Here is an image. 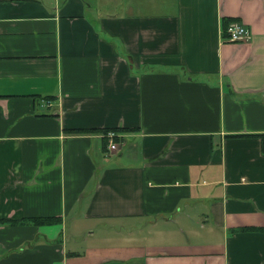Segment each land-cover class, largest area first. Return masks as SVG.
<instances>
[{
    "label": "crops",
    "instance_id": "crops-1",
    "mask_svg": "<svg viewBox=\"0 0 264 264\" xmlns=\"http://www.w3.org/2000/svg\"><path fill=\"white\" fill-rule=\"evenodd\" d=\"M0 264H264V0H0Z\"/></svg>",
    "mask_w": 264,
    "mask_h": 264
},
{
    "label": "built area",
    "instance_id": "built-area-1",
    "mask_svg": "<svg viewBox=\"0 0 264 264\" xmlns=\"http://www.w3.org/2000/svg\"><path fill=\"white\" fill-rule=\"evenodd\" d=\"M226 41L230 43H243L251 39L250 30L239 20L231 21L226 28ZM109 144V150L115 151L118 149L119 134L114 131H109L104 135Z\"/></svg>",
    "mask_w": 264,
    "mask_h": 264
},
{
    "label": "rangeland",
    "instance_id": "rangeland-1",
    "mask_svg": "<svg viewBox=\"0 0 264 264\" xmlns=\"http://www.w3.org/2000/svg\"><path fill=\"white\" fill-rule=\"evenodd\" d=\"M97 233L95 235H93L94 237L91 239H88L87 237L83 236L80 238L77 237H71L70 239L68 238V243L70 245H75L77 248H83L84 246H86L87 244H99L101 242V240L99 239V236L101 235V233H104L103 228H98ZM89 237H92L90 235H88ZM89 242V243H88Z\"/></svg>",
    "mask_w": 264,
    "mask_h": 264
},
{
    "label": "trees",
    "instance_id": "trees-1",
    "mask_svg": "<svg viewBox=\"0 0 264 264\" xmlns=\"http://www.w3.org/2000/svg\"><path fill=\"white\" fill-rule=\"evenodd\" d=\"M235 20V19H234ZM234 20H225L224 19V27L226 28L227 25L231 22V21H234ZM94 131H97V130H94ZM117 131V130H116ZM78 132H81V131H78ZM107 132H109V130H105V131H102L100 133H103V134H106ZM60 220L57 219V218H54V217H47V218H39L37 220H34V223H36L37 225H53V224H56L58 223ZM32 222V221H31ZM16 223V222H14Z\"/></svg>",
    "mask_w": 264,
    "mask_h": 264
}]
</instances>
